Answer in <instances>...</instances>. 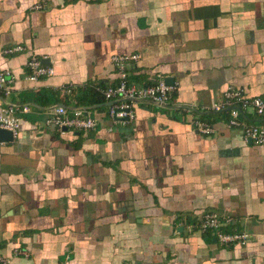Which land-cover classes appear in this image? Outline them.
Instances as JSON below:
<instances>
[{
    "label": "crops",
    "instance_id": "crops-1",
    "mask_svg": "<svg viewBox=\"0 0 264 264\" xmlns=\"http://www.w3.org/2000/svg\"><path fill=\"white\" fill-rule=\"evenodd\" d=\"M114 53L139 56V85L173 79L171 103L137 102L127 125L102 103L93 129L47 125L53 105L116 82ZM32 55L54 74L29 80ZM0 68L15 76L0 102L20 121L0 142L7 264H264V146L206 109L228 87L264 97V0H0ZM209 211L230 219L225 232H248L246 245L186 228Z\"/></svg>",
    "mask_w": 264,
    "mask_h": 264
},
{
    "label": "built area",
    "instance_id": "built-area-1",
    "mask_svg": "<svg viewBox=\"0 0 264 264\" xmlns=\"http://www.w3.org/2000/svg\"><path fill=\"white\" fill-rule=\"evenodd\" d=\"M40 8V5H35ZM22 48L16 46L5 50V53L19 51ZM137 54L114 53L110 56V61L115 67L117 79L112 85L98 89L106 101H112L106 106V116L113 124L127 125L134 121L135 105L140 101H155L162 104H170L172 93L175 89L173 84H168L161 75L155 77L144 85L135 83L130 78V70L134 62L138 60ZM26 67L29 71V80L35 81L42 76H52L54 74L53 62L43 64L39 57L32 55L26 61ZM15 76L9 68H0V90L4 94L11 91V85ZM69 91V89L67 90ZM225 110L226 108H228ZM189 108V107H187ZM212 111H227L228 119L226 126L228 128H237L240 130L245 140L257 146H264V123H247L241 119L245 111L250 110L256 115L264 116V97L247 96L243 89L228 87L222 92V99L214 101L206 108ZM47 125L54 126L61 133L70 131H87L93 129L97 123L96 115H91L88 110L68 109L64 106H54L50 109L49 115L45 120ZM193 127L200 133L207 135L212 133L213 128L199 118L192 120ZM0 129L11 133L12 138L19 136L20 121L16 115V108L11 104L0 102ZM230 219L222 217L216 212H205L202 216L189 222L186 228L190 231L198 230L200 232L212 231L215 237L221 243H236L246 245L249 241V233L246 231L224 232L222 228L229 225ZM16 253L26 255L24 250ZM8 260L0 257V264H7Z\"/></svg>",
    "mask_w": 264,
    "mask_h": 264
},
{
    "label": "water",
    "instance_id": "water-1",
    "mask_svg": "<svg viewBox=\"0 0 264 264\" xmlns=\"http://www.w3.org/2000/svg\"><path fill=\"white\" fill-rule=\"evenodd\" d=\"M165 81H166V83H168V84H172V82H173V79H171V78H169V77H166L165 79H164ZM2 101L4 102V104H11V103H8L7 101H5L4 99H2ZM147 102H149V103H153V104H155V105H161V106H168V105H166V104H160V103H157V102H155V101H147ZM112 103V101H109V102H106V103H104V105L105 106H107V105H110ZM11 105H13V104H11ZM54 106H64L65 107V105H63V104H55V105H53V107ZM99 106H101V104H96V105H93V106H91V107H88V106H82V107H68L69 109H71V110H73V109H83V110H88V109H90V108H96V107H99ZM171 108H173V107H175V108H180L181 106L180 105H172V106H170ZM227 109H229V107L228 108H226L225 110H227ZM13 138H12V136H11V133L9 132V131H7V130H3V129H0V142H6V141H11ZM249 142H251L250 140H248Z\"/></svg>",
    "mask_w": 264,
    "mask_h": 264
},
{
    "label": "trees",
    "instance_id": "trees-1",
    "mask_svg": "<svg viewBox=\"0 0 264 264\" xmlns=\"http://www.w3.org/2000/svg\"><path fill=\"white\" fill-rule=\"evenodd\" d=\"M133 77H132V75H131V79H132ZM133 80V79H132ZM134 81V80H133ZM103 88V87H102ZM96 94L99 96V97H97L96 98V96H94V95H92L91 97H88V96H84V95H82V96H80V97H78L77 98V102H76V104H75V107H82V106H92V105H94V104H100V103H102V104H104V97H103V95L98 91V90H96ZM174 98V91H173V93H172V99ZM65 107L66 108H68V106H66L65 105ZM69 109V108H68ZM223 111H225V110H223ZM223 111H220L219 113H221V112H223ZM224 228L225 227H223L222 228V231H224ZM225 232V231H224ZM231 232V231H230Z\"/></svg>",
    "mask_w": 264,
    "mask_h": 264
}]
</instances>
